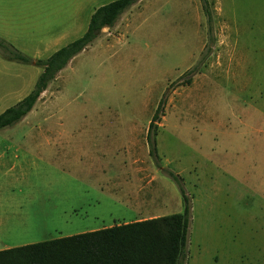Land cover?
<instances>
[{"label": "rangeland", "instance_id": "obj_1", "mask_svg": "<svg viewBox=\"0 0 264 264\" xmlns=\"http://www.w3.org/2000/svg\"><path fill=\"white\" fill-rule=\"evenodd\" d=\"M65 1L0 0V38L47 57L108 0L54 45ZM42 69L0 49V112ZM179 182L185 264H264V0H137L103 28L0 129V248L181 211Z\"/></svg>", "mask_w": 264, "mask_h": 264}, {"label": "trees", "instance_id": "obj_2", "mask_svg": "<svg viewBox=\"0 0 264 264\" xmlns=\"http://www.w3.org/2000/svg\"><path fill=\"white\" fill-rule=\"evenodd\" d=\"M136 1L110 0L99 5L92 12L86 30L80 36L44 58L29 57L0 38V49L7 58L43 66L34 87L15 104L0 112V129L26 115L59 71L87 47L104 27L113 25L121 13ZM205 11L211 30V16L206 5ZM197 68L198 64L191 66L186 74L197 71ZM187 80L190 81L189 76ZM161 107L160 101L149 121L150 154L156 150L150 131L156 126ZM168 173L175 179L178 177L172 171ZM179 187L183 200L181 211L0 248V264H185L191 205L180 182Z\"/></svg>", "mask_w": 264, "mask_h": 264}, {"label": "crops", "instance_id": "obj_3", "mask_svg": "<svg viewBox=\"0 0 264 264\" xmlns=\"http://www.w3.org/2000/svg\"><path fill=\"white\" fill-rule=\"evenodd\" d=\"M92 0H66L65 1V3H66V6H67V9H68V11H69V13H73V14H75V16H74V18H73V20H72V22H70L69 24H68V27H67V29H65V30H61L60 32H58V33H56L54 36H53V44L54 45H61V43H60V40H62L63 38H65L66 36H67V33H68V31H71V32H73V33H75L76 31H78V30H80V29H82L83 27H84V24H83V22H84V16L81 18V19H79L80 17H77V13L78 14H80V8L82 7V4L83 5H85L86 4V2H88L89 3V5H90V2H91ZM98 1V0H97ZM108 1H110V0H108ZM108 1H106V2H108ZM106 2H97V4H94L93 6L91 5V6H89V8H88V19L86 20V23H87V26H88V23H89V20H90V16H91V14H92V12L94 11V9L96 8V7H98L99 5H101V4H103V3H106ZM131 6H133V4L131 5ZM131 6H129V7H131ZM127 10V9H126ZM124 12H125V10L121 13L122 15L124 14ZM121 16V15H120ZM119 16V17H120ZM118 20V19H117ZM116 23V22H115ZM114 23V24H115ZM113 24V25H114ZM113 25H111V26H106V27H104V28H111ZM87 26H86V28H87ZM86 28H85V30H86ZM102 32V31H101ZM100 35V34H99ZM78 37V36H77ZM76 38V37H75ZM65 44V43H64ZM64 44H62V45H64ZM61 45V46H62ZM60 47V46H59ZM58 48V47H57ZM56 48V49H57ZM54 51V50H53ZM33 58H40V57H33ZM42 58V57H41ZM59 74V73H58ZM58 76V75H57ZM56 76V77H57ZM55 77V78H56ZM141 187V186H140ZM143 188V187H142ZM141 189V188H140ZM148 194H146V197L145 196H141V195H139V200H141V203L142 204H145L146 206H148L149 205V198H150V192H147ZM158 215H161V214H159V213H145V214H141V215H139V216H136V217H134L133 219H128V220H124L123 222H127V221H132V220H140V219H144V218H148V217H153V216H158ZM120 223V222H119ZM9 247V246H8Z\"/></svg>", "mask_w": 264, "mask_h": 264}]
</instances>
